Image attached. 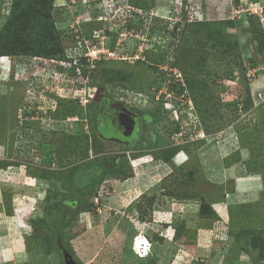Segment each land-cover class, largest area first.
Masks as SVG:
<instances>
[{"label":"rangeland","instance_id":"1","mask_svg":"<svg viewBox=\"0 0 264 264\" xmlns=\"http://www.w3.org/2000/svg\"><path fill=\"white\" fill-rule=\"evenodd\" d=\"M135 2L141 12L133 27H114L118 55L127 59L95 66L118 77L101 92L96 83L109 80L101 71L95 85L91 79L82 84L90 86L88 95L104 92L138 115L132 142L92 134L99 104L90 100L76 116L53 118L56 97H72V81L59 70L51 76L37 70L35 78L25 59L0 57V264H66L65 255L75 264H264L257 253L264 240V162L252 163L246 144L252 141L248 123L258 113L235 107L251 85L264 89L257 71L254 80L246 76L247 68L264 65V44H256L264 32L247 22L248 15L264 17V0ZM10 3L0 0V27ZM65 7L57 9V20H65ZM88 21L86 29L97 24ZM175 109L184 114L178 123ZM192 111L195 129L194 117L185 114ZM254 150L264 155V142ZM93 166L102 172L87 187H73L75 168L95 172ZM255 176L262 189L252 197ZM239 178L252 194L235 193ZM201 203L214 214L202 218ZM138 237L147 241L139 249Z\"/></svg>","mask_w":264,"mask_h":264},{"label":"trees","instance_id":"2","mask_svg":"<svg viewBox=\"0 0 264 264\" xmlns=\"http://www.w3.org/2000/svg\"><path fill=\"white\" fill-rule=\"evenodd\" d=\"M126 1L130 5H132L134 8L135 7L141 8V6H138L139 4L138 2L136 3L135 0H126ZM57 9L59 8H57L54 5V0H11L9 11L7 15L5 16L4 21L0 27V56H9L11 58L18 57L21 59H25L26 62H28V64H29V60L33 56H41V57L57 58V59L63 58L64 48L70 45L72 41L70 39L71 33H68L67 30L63 28L61 24L57 23V16H56L58 14ZM61 13H62V10H60L59 15ZM129 21L130 22L127 23V25L129 24L128 28L133 27L135 22H133L132 20H129ZM247 22L250 23V26L252 28L251 30L252 31L256 30L257 34L258 33L262 34L264 32V29L261 27V24L259 23L258 16L248 15ZM173 24L174 26L172 27L171 33L172 32L174 33L175 30L178 29L179 27V22L177 20L174 21ZM93 25L94 26L89 28V31L91 29L98 28L99 22L98 24L93 23ZM83 28H84V32L86 31L85 34L89 33L87 32L88 29H86L87 28L86 26ZM116 34L117 33H114V38H116ZM113 41H115V39ZM112 44H114V42L110 44L111 47L113 46ZM256 44H257V49L259 48L261 49L264 44V39L260 38L258 42H256ZM251 59H254V58L252 57L249 58V61L252 62ZM113 61H124V60H102V61L97 62V64L99 65L102 63V65L104 66L106 63H113ZM96 70L98 72L101 71L102 74L109 80H106L103 84L93 82L95 79L94 73L96 72ZM82 71H83L82 75H85L86 68H83ZM113 72H116V73H113ZM18 77L22 84L26 83V78H24L23 75L18 76ZM117 77H118L117 71L113 69H109V68H103V67L101 68V66L98 68H95V70L93 69L90 74V79H91L92 84L96 83V86H98V89L100 90V92L107 90V87L110 84L109 82L110 79H114ZM119 78L127 80L125 76H120ZM56 98H57V105L51 114L53 115V118L64 119L67 115L76 116V114H73L74 111H77L76 112L77 115L79 114L78 110H80L82 106L79 104V102L76 99L59 97V96H57ZM246 99L247 100H244V102L241 104L236 103L235 107H237V110L236 109L235 110L238 111V113L242 112L245 115H248L250 113L254 114L255 112L258 113L257 114L258 116L256 117V119L252 123H248V126L250 130L252 131L251 133L252 141H248L246 142V144L247 146L251 148V151H254L252 155L255 156V159H252L251 162L254 163L253 161H255V163L263 164L264 155L263 154L257 155L256 157V154H259L260 152L254 149L255 147L259 146L260 144L264 142V103L258 106H254L249 88H247ZM90 101L95 104L97 103V101L94 98L90 99ZM33 112L32 111L29 112L31 116ZM95 115H96V111L93 113V115H91L92 121L90 120V124L93 127L92 134L97 135L94 130V126H93V120L95 118ZM73 119H77V118H73ZM82 120H86V118L82 119L81 117V120H78V123H79L78 128L84 135L85 132L81 130ZM23 127L28 128V126L26 125H24ZM177 128L178 126L176 125L175 129ZM235 132L238 133L237 128ZM79 150L82 155V153L88 151V146L87 147L84 146L83 149L80 148ZM25 153H27V155L29 154L30 156V150H26ZM57 156H59L58 153H57ZM63 159H65L64 155H63ZM155 159L158 160L159 156H156ZM0 163L4 164V161H0ZM96 167L97 166L92 167L95 170V172L92 171V169H89L86 167L75 168L73 172V176L71 178L73 187L79 190L87 187L93 175L96 176L97 174L99 175L100 172H102L100 167L98 168ZM256 168L258 167L256 166ZM40 170L41 169H39V171ZM96 170L99 173H96ZM190 173L185 172L186 178L191 177ZM185 181L184 183H186ZM137 207L139 208V206ZM242 208L243 206L238 211V218L242 216V212L240 211ZM212 209L213 208L211 205L201 203L198 207V213L200 214L202 218L210 217L211 215L214 214ZM260 227H261L260 229H262V231L264 232V224ZM257 240L258 239H255L254 242L257 243ZM263 241L261 242V245H259V249L257 252L259 253L258 257L259 255H261V260L263 259L262 256L264 255ZM255 243H253L252 241L251 246L255 247L254 246Z\"/></svg>","mask_w":264,"mask_h":264},{"label":"built area","instance_id":"3","mask_svg":"<svg viewBox=\"0 0 264 264\" xmlns=\"http://www.w3.org/2000/svg\"><path fill=\"white\" fill-rule=\"evenodd\" d=\"M125 0H63L61 4L55 5L59 9L65 7V20H57L58 24H62V27L65 28L68 33H71V43L70 45L64 48L63 58H47L41 56H33L28 62V68H30L29 75L35 77L38 75L37 70L49 71L51 76L56 70H59L61 76L63 73L72 81L70 86V91L72 99H76L79 104L84 106V103L88 102L93 98L94 95H88L86 92L90 87L82 86L83 81L90 80V74L97 62L102 60H126L127 56L118 55L117 46L120 43V39L114 38V33L117 25H126L129 20H133L135 17V12H141L139 8H134ZM70 4L72 9L69 8ZM259 18L260 24H263L264 17L260 14H256ZM89 20V21H88ZM88 22H96L102 24L100 29H91L86 33L84 32L83 24ZM65 23V25H63ZM101 27V26H100ZM114 32V33H113ZM113 33V34H112ZM118 33V32H116ZM120 34V33H119ZM115 39V41H113ZM113 46L111 47L110 44ZM137 57V56H136ZM86 68V74L82 75V69ZM34 69V70H33ZM255 71H257V77L264 76V65L257 67L247 68L246 76L254 80ZM259 71H261L259 73ZM34 75V76H33ZM174 79L180 80V74H174ZM71 76L74 78L71 79ZM254 82V81H253ZM168 83V82H167ZM81 84V85H79ZM183 85V84H182ZM82 86V87H81ZM87 93V95H86ZM59 97H65V95L59 94ZM180 96H185L183 93ZM253 105L258 106L264 103V89L258 90L254 93H251ZM89 97V98H88ZM56 103L55 99L52 100ZM179 112V116L176 114ZM194 112H186V116L194 117L191 119V124L196 128V117L193 114ZM174 120L179 122L180 118L184 114L179 110L173 111ZM190 125V126H192ZM180 132V134H178ZM191 133H194V138L202 137L203 131L198 133L193 130ZM178 134V138L182 140L181 130L175 132ZM194 138L190 137V140ZM97 201V198H96Z\"/></svg>","mask_w":264,"mask_h":264},{"label":"flooded vegetation","instance_id":"4","mask_svg":"<svg viewBox=\"0 0 264 264\" xmlns=\"http://www.w3.org/2000/svg\"><path fill=\"white\" fill-rule=\"evenodd\" d=\"M97 103L99 104V109L96 110V115L93 120L96 134L102 138L109 136L115 141L129 143L131 139H133L137 128L138 115L135 112L128 110V108L126 109L121 104H113V102H110L103 93H100ZM121 113H127L135 118V126L130 135H124L125 129L122 125L125 124V122L127 123V121L124 117L120 116ZM144 118L147 119L146 117Z\"/></svg>","mask_w":264,"mask_h":264},{"label":"crops","instance_id":"5","mask_svg":"<svg viewBox=\"0 0 264 264\" xmlns=\"http://www.w3.org/2000/svg\"><path fill=\"white\" fill-rule=\"evenodd\" d=\"M255 81H259L260 83H262V85L264 84V76H259ZM252 86V85H251ZM250 86V91H251V93H254V92H256V91H258V90H263L261 87L260 88H256L255 90H253L252 89V87ZM222 146H224V145H221V148H222ZM222 153H223V151H222ZM258 177V178H257ZM258 179V180H257ZM259 180H260V178H259V176H255L254 177V186H253V190H255L256 189V191L254 192L255 193V195H253L252 197H254V196H258L256 193H257V191H260L261 192V189H262V185H261V182H259ZM237 186H238V188H239V190L240 191H236L235 190V193L237 192L238 194H240V193H246L247 195H248V193H253L251 190H248L247 188H249V182L248 181H246V178H239V179H237ZM227 200V199H226ZM228 200H229V198H228ZM227 200V201H228ZM250 200L249 199H246L245 201H244V203H247V202H249ZM236 202L238 203V200H236ZM240 203H242V202H239V204ZM216 207V206H215ZM0 215H1V212H0ZM2 220L0 219V222H1ZM1 228H3V227H1ZM1 228H0V230H1ZM140 240V241H139ZM147 244V241H146V238H143V237H138L137 239H136V242H135V247L136 248H138L139 249V247H143L144 245H146ZM1 255V254H0Z\"/></svg>","mask_w":264,"mask_h":264},{"label":"water","instance_id":"6","mask_svg":"<svg viewBox=\"0 0 264 264\" xmlns=\"http://www.w3.org/2000/svg\"><path fill=\"white\" fill-rule=\"evenodd\" d=\"M100 91V90H98ZM99 92L95 94L94 96V99L98 101L99 99ZM122 117L125 118V120L127 121V123L125 122V124H121L124 129H125V132H124V135H130V133L133 131L134 129V126H135V118L127 113H121ZM65 260H66V264H75L71 258H69V255H65Z\"/></svg>","mask_w":264,"mask_h":264},{"label":"clouds","instance_id":"7","mask_svg":"<svg viewBox=\"0 0 264 264\" xmlns=\"http://www.w3.org/2000/svg\"><path fill=\"white\" fill-rule=\"evenodd\" d=\"M54 2H55V0H54ZM157 15V14H156ZM0 57H6V56H0ZM251 92V91H250ZM94 96H95V94H94ZM94 96H93V98H94ZM177 122V121H176ZM178 123V122H177Z\"/></svg>","mask_w":264,"mask_h":264},{"label":"bare ground","instance_id":"8","mask_svg":"<svg viewBox=\"0 0 264 264\" xmlns=\"http://www.w3.org/2000/svg\"><path fill=\"white\" fill-rule=\"evenodd\" d=\"M140 241V240H139Z\"/></svg>","mask_w":264,"mask_h":264}]
</instances>
